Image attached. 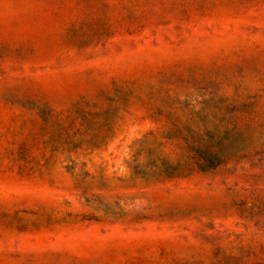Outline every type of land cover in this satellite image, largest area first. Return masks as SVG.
I'll return each instance as SVG.
<instances>
[{
	"label": "rangeland",
	"instance_id": "rangeland-1",
	"mask_svg": "<svg viewBox=\"0 0 264 264\" xmlns=\"http://www.w3.org/2000/svg\"><path fill=\"white\" fill-rule=\"evenodd\" d=\"M0 264H264V0H0Z\"/></svg>",
	"mask_w": 264,
	"mask_h": 264
},
{
	"label": "trees",
	"instance_id": "trees-1",
	"mask_svg": "<svg viewBox=\"0 0 264 264\" xmlns=\"http://www.w3.org/2000/svg\"><path fill=\"white\" fill-rule=\"evenodd\" d=\"M194 149L195 155H196V160L195 163L198 166L199 169H205V164L206 162V158L204 156V153L206 152V150L204 151L203 149H201L199 146H197V148H192Z\"/></svg>",
	"mask_w": 264,
	"mask_h": 264
}]
</instances>
